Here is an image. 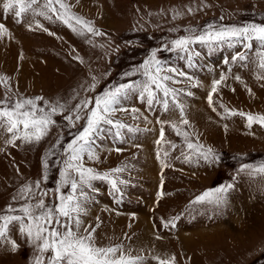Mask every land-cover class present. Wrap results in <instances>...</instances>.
Wrapping results in <instances>:
<instances>
[{"label": "rangeland", "instance_id": "rangeland-1", "mask_svg": "<svg viewBox=\"0 0 264 264\" xmlns=\"http://www.w3.org/2000/svg\"><path fill=\"white\" fill-rule=\"evenodd\" d=\"M6 2L0 0L5 29L0 35V106L42 98L38 108L49 111L59 102L64 109L52 117L54 123L39 143L9 144L10 134L0 130V215L25 203L19 192L26 185L46 205L55 201L64 150L82 129L85 112L75 127L65 117H74L75 106L86 99L143 79L139 71L124 74L138 69L155 50L164 67L193 77L188 82L177 76L180 83L169 85L192 93L179 96L189 123H180L179 109L171 104L165 112L158 104L149 108L136 93L122 100L128 111L113 116L127 126L122 136L102 135L96 141L98 159L85 156L84 165L126 183L116 193L108 181H92L88 195L94 202L88 205L86 224L95 228L101 246L123 245L131 256L142 257L143 264H159L157 258H174L173 264H264V174L253 171L264 164V127L257 122L248 126L246 120L247 115L264 116V79H257L264 74L258 68L259 46L253 42L247 51L222 43L210 51L194 43L190 48L199 56L189 68L187 54L172 50L170 43L209 26L264 24V0H64L72 14L90 22L100 35L74 22L78 30L73 31L54 16L33 17L30 11L17 19L18 6L6 11ZM245 51L246 62L232 60ZM221 74L226 79L212 94L210 107L207 98ZM172 123L188 133L187 141ZM161 128L164 139L157 144ZM187 142L201 145V151L211 149L209 160L190 151ZM245 165L249 167L241 171ZM117 168L123 171L114 173ZM228 185L219 204L195 202L203 193ZM62 191L68 194L70 189ZM7 235L17 248L0 240V264H33L36 249L19 233V225L10 226Z\"/></svg>", "mask_w": 264, "mask_h": 264}, {"label": "snow or ice", "instance_id": "snow-or-ice-1", "mask_svg": "<svg viewBox=\"0 0 264 264\" xmlns=\"http://www.w3.org/2000/svg\"><path fill=\"white\" fill-rule=\"evenodd\" d=\"M14 3L18 6V11L15 12L17 19L22 14L30 11L33 17L42 16L52 19L54 16L64 24L72 27L73 31L78 29L73 26L72 22L92 35H100L94 30L90 22L72 14L70 6L64 3V0H44L42 6L40 0H7L3 4V8L7 11L13 8ZM4 30V25L0 24V35H3ZM253 42H256L259 46L257 51L258 68L264 73V24L226 26L215 30H212V26H209V29L202 33L190 32L188 36L175 39L170 43L172 50L187 54L188 67L192 68L195 66L193 63L194 57L199 56L198 52H193L190 48V45L194 43L207 45L210 51L214 50V45L219 46L222 43H227L229 48L239 44L250 51ZM247 51L237 53L232 56V60L246 62L248 60ZM224 62L228 64V60ZM137 71L143 79L113 86L105 90L102 95L94 97V102L86 99L75 106L74 117L71 115L65 117L69 125L75 127V121L82 119L80 112L82 110L85 112L83 117L85 123L82 129L76 133L75 138L64 150L62 161L64 167L59 172V182L56 188L58 195L55 201L51 205H46L42 198L36 199L33 186L26 185L19 192V198L25 200V203L19 209L9 206L6 209V214L0 215V240L10 244L12 249L15 250L17 245L15 241L8 238L7 234L10 226L18 224L19 233L36 249L37 254L33 264H143L142 257L131 256L123 245L101 246L97 243L95 228L90 224H86L84 220V217L88 215V205L94 202L88 195V190L92 187V181H108L116 193L121 191L118 185L126 183L124 180L113 178L112 173L101 175L84 165L85 156L88 160L98 159L96 156V141L102 135L106 137L108 133H111L113 138L122 136V129L127 126L119 120L113 119L116 112L128 111L121 107L122 100L136 93L146 102L149 108L158 104L162 106L165 112L170 110L171 104L175 109H179L180 123L183 125L189 123L184 118V106L180 102L179 96L181 92L187 96H191L192 93L172 88L169 85L180 83L174 77H184L188 82H192L193 77L177 68L164 67L162 62L157 59L155 50L149 54L138 69L124 75L130 77L135 75ZM225 79L226 77L221 74L219 80L213 81L211 92L207 98L210 107L212 106V94L217 91L218 85ZM235 79L240 80V77L236 76ZM257 79H264V74L257 76ZM196 86V83H192V87ZM92 87L94 88L95 85L93 84ZM41 99H23L8 106H0V130L7 132L11 137L7 143L14 145L17 140H22L26 144L39 143L47 136L50 126L54 123L52 117L58 109H64V105L57 102V105H53L49 111H45L44 108L37 107V102ZM132 111L135 112L136 109H132ZM213 111H215V108H213ZM240 115L244 116L243 113ZM246 120L248 126H251L253 122H257L264 127V116L247 115ZM158 123L162 122L158 121ZM172 127L176 130L177 135L182 134L185 140H188L187 132L182 133L175 123H172ZM128 130L133 131L130 128ZM163 139L164 130L161 128L160 140L157 141V144ZM187 148L205 161H208L212 155L211 149L206 152L201 151L202 146L199 144L187 142ZM117 151H120V149H117ZM186 159H190V157L186 156ZM44 167L47 169L48 165L45 164ZM248 167L245 165L241 171ZM122 171V168L113 170L114 173ZM253 171L264 174V164L253 169ZM44 178H47L46 172ZM34 187L38 189L39 183H35ZM65 188L70 189L68 194H64L62 191ZM227 188H231V185L205 192L197 197L195 202L202 203L207 200L219 204L223 200V194L227 191ZM29 198L36 199V202H28ZM174 220L175 218L169 222L172 227H175ZM97 221H99V217H97ZM49 253L50 255H46ZM157 259L159 264H173L174 260V258L173 260Z\"/></svg>", "mask_w": 264, "mask_h": 264}, {"label": "bare ground", "instance_id": "bare-ground-1", "mask_svg": "<svg viewBox=\"0 0 264 264\" xmlns=\"http://www.w3.org/2000/svg\"><path fill=\"white\" fill-rule=\"evenodd\" d=\"M139 237H141L142 239H143V238H145V239L147 238V237L145 236L144 233H141V234L139 235ZM149 239H151V238H149ZM147 240H148V238H147ZM147 240H146V241H147ZM148 242H149V241H148ZM149 243H150V242H149Z\"/></svg>", "mask_w": 264, "mask_h": 264}]
</instances>
